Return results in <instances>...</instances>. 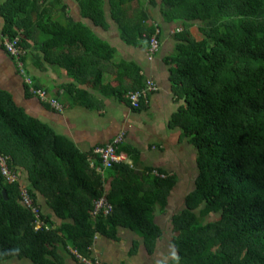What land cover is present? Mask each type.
I'll list each match as a JSON object with an SVG mask.
<instances>
[{
	"label": "trees",
	"instance_id": "trees-1",
	"mask_svg": "<svg viewBox=\"0 0 264 264\" xmlns=\"http://www.w3.org/2000/svg\"><path fill=\"white\" fill-rule=\"evenodd\" d=\"M76 1L83 18L104 28L110 9L130 46L149 49L157 30L161 41L162 25L153 10L159 9L164 24L176 26L177 44L167 62L173 93L183 103L173 124L196 147L200 175L186 209L174 217L180 234L172 264H264V0ZM61 11L68 12L63 0H4L2 34L4 39L20 38L19 49L27 52L21 55L23 63L35 43L48 62L62 65L79 82L84 61L67 60L73 49L94 58L106 53V59L115 50L85 22L61 16ZM141 81L132 91L145 87ZM67 89L75 102L84 104L86 92L75 84ZM51 100L48 95L46 103ZM0 153L9 157L20 178V171L27 172L25 187L34 203L41 209L39 196L45 197L61 220L57 226L41 209L51 228L37 230L35 215L22 203V181L9 184L0 171V264H62L61 249L89 258L97 235L117 238L120 227L144 238L150 251L156 248L162 230L155 213L158 206L168 205L176 186L173 177L161 179L116 165L108 170L114 212L94 221V203L107 192L104 176L92 167V159L96 166L101 161L28 115L1 88ZM216 214V221H206Z\"/></svg>",
	"mask_w": 264,
	"mask_h": 264
},
{
	"label": "crops",
	"instance_id": "crops-1",
	"mask_svg": "<svg viewBox=\"0 0 264 264\" xmlns=\"http://www.w3.org/2000/svg\"><path fill=\"white\" fill-rule=\"evenodd\" d=\"M3 1L0 0V7ZM63 1L68 5V12L61 11V16L85 22L99 39L114 48L115 56L106 59L104 53L101 58L87 57L81 48L73 49L67 60L84 61L78 82L62 65L48 62L39 46L33 43L24 62L27 75L60 103L63 110H58L30 95L15 60L4 49V20L0 14V88L10 92L28 115L48 124L83 153H94L95 148L108 145L121 132H126L121 151L132 161L131 168L146 174L157 170L176 180L168 205L156 209L155 222L162 230V237L154 250L148 249L140 235L121 227L117 238L98 234L91 247V257L105 264H172L178 257L174 240L180 234L175 232L174 217L186 209V198L196 189L200 175L196 147L183 136L181 127L173 124V117L183 103L173 93L171 65L167 62L175 52L176 26L164 24L159 9L155 10L153 17L162 25V36L160 51L151 59L148 46H130L123 41L110 9H107L108 27L104 28L83 18L76 0ZM138 80L144 83L153 80L159 91L150 98L149 104L134 110L126 94L138 87ZM71 84L86 92L83 103L90 107L75 102L74 94L67 89ZM92 163H95L93 159ZM20 173L23 185H28L27 172ZM108 173L104 176L107 192L111 190ZM145 188L150 190L151 185L147 183ZM39 205L57 226L61 224L45 197L39 196ZM59 256L62 264H81L69 250L61 249Z\"/></svg>",
	"mask_w": 264,
	"mask_h": 264
},
{
	"label": "built area",
	"instance_id": "built-area-1",
	"mask_svg": "<svg viewBox=\"0 0 264 264\" xmlns=\"http://www.w3.org/2000/svg\"><path fill=\"white\" fill-rule=\"evenodd\" d=\"M146 1L150 3L152 0ZM159 35L160 30H157V32L150 39L149 53L151 59L160 51L161 41L159 39ZM19 44L20 38H16L14 40L8 38L4 39V47L6 52L12 58L16 59L20 74L24 76L25 83L27 86L30 87V91L32 92V94L37 95L42 101L47 102V92L34 88L33 80L27 75L24 63L21 60V55H24L25 53L19 49ZM158 91V85L153 80H147L144 88L137 91L128 92L126 94V98L130 102L132 109L139 110L146 104H149L150 98ZM51 105L58 110H63V107L56 100H51ZM125 141L126 132H121L108 145L95 148L94 154L101 161V165L96 166L95 163H92V167L95 168L98 173L102 174V176H105V172L114 168L116 165L127 164L130 167H134L129 157L121 151V147L125 143ZM0 171L3 177L5 178L6 182L9 184H15L21 181L18 172L11 169L9 164V157H6L1 153ZM148 174L161 179L168 178V175L161 173L157 170H154ZM21 198L22 203L25 205V207L29 209L36 217V229L49 230L51 228V225L43 220L41 209L34 203L33 198L29 194V190L25 186L21 188ZM114 209L115 206L111 203L108 198V192H105V194L98 200H96L94 203V208L91 214L92 219L97 222L98 219L108 218L113 214ZM72 253L81 264H105L99 259H93L92 257L87 258L79 254L77 251H72Z\"/></svg>",
	"mask_w": 264,
	"mask_h": 264
},
{
	"label": "rangeland",
	"instance_id": "rangeland-1",
	"mask_svg": "<svg viewBox=\"0 0 264 264\" xmlns=\"http://www.w3.org/2000/svg\"><path fill=\"white\" fill-rule=\"evenodd\" d=\"M59 3V2H58ZM61 5V3H59L58 4V6H60ZM153 9V8H152ZM153 12H155L154 10H153ZM25 70H26V72H27V69H26V67H25ZM28 73V72H27ZM51 99V98H50ZM183 205V204H182ZM219 218V215H212V216H209V217H207L206 218V221L207 222H211V221H216L217 219ZM28 263H30L29 261H28ZM11 264H21V263H19V262H13V263H11ZM24 264H26V263H24ZM31 264V263H30Z\"/></svg>",
	"mask_w": 264,
	"mask_h": 264
},
{
	"label": "water",
	"instance_id": "water-1",
	"mask_svg": "<svg viewBox=\"0 0 264 264\" xmlns=\"http://www.w3.org/2000/svg\"><path fill=\"white\" fill-rule=\"evenodd\" d=\"M4 195H5L6 199H7V192L6 191H4Z\"/></svg>",
	"mask_w": 264,
	"mask_h": 264
},
{
	"label": "clouds",
	"instance_id": "clouds-1",
	"mask_svg": "<svg viewBox=\"0 0 264 264\" xmlns=\"http://www.w3.org/2000/svg\"><path fill=\"white\" fill-rule=\"evenodd\" d=\"M5 48V47H4ZM6 51V50H5ZM21 179V178H20Z\"/></svg>",
	"mask_w": 264,
	"mask_h": 264
}]
</instances>
